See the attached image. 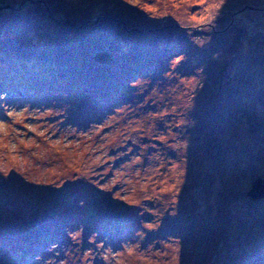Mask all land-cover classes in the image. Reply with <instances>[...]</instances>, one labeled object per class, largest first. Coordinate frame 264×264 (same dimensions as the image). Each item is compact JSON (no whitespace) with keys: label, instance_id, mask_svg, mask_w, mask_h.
<instances>
[{"label":"rangeland","instance_id":"obj_1","mask_svg":"<svg viewBox=\"0 0 264 264\" xmlns=\"http://www.w3.org/2000/svg\"><path fill=\"white\" fill-rule=\"evenodd\" d=\"M259 177L264 0H0V264H264Z\"/></svg>","mask_w":264,"mask_h":264},{"label":"water","instance_id":"obj_2","mask_svg":"<svg viewBox=\"0 0 264 264\" xmlns=\"http://www.w3.org/2000/svg\"><path fill=\"white\" fill-rule=\"evenodd\" d=\"M248 194L253 199H259L264 197V178L259 177L255 179Z\"/></svg>","mask_w":264,"mask_h":264},{"label":"bare ground","instance_id":"obj_3","mask_svg":"<svg viewBox=\"0 0 264 264\" xmlns=\"http://www.w3.org/2000/svg\"><path fill=\"white\" fill-rule=\"evenodd\" d=\"M29 187H30V185H29ZM48 239V238H47Z\"/></svg>","mask_w":264,"mask_h":264},{"label":"trees","instance_id":"obj_4","mask_svg":"<svg viewBox=\"0 0 264 264\" xmlns=\"http://www.w3.org/2000/svg\"><path fill=\"white\" fill-rule=\"evenodd\" d=\"M109 202V201H108ZM115 220V219H114Z\"/></svg>","mask_w":264,"mask_h":264}]
</instances>
